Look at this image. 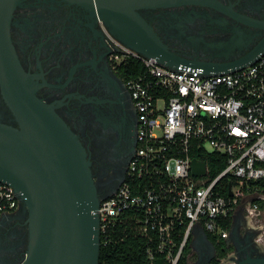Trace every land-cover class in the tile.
Returning <instances> with one entry per match:
<instances>
[{
    "label": "built area",
    "instance_id": "2783aa9c",
    "mask_svg": "<svg viewBox=\"0 0 264 264\" xmlns=\"http://www.w3.org/2000/svg\"><path fill=\"white\" fill-rule=\"evenodd\" d=\"M109 35L115 58L130 70L126 83L138 127L127 177L101 200V236L129 222L149 242L156 240L155 250L169 264H180L197 225L228 238L246 200L245 216L255 240L264 244V51L244 68L206 75L200 68L166 66ZM207 152L227 157L215 176L203 156ZM194 158L206 161L205 174H193ZM20 203L14 187L0 180V218ZM148 254L154 258L152 247Z\"/></svg>",
    "mask_w": 264,
    "mask_h": 264
},
{
    "label": "flooded vegetation",
    "instance_id": "af4514ba",
    "mask_svg": "<svg viewBox=\"0 0 264 264\" xmlns=\"http://www.w3.org/2000/svg\"><path fill=\"white\" fill-rule=\"evenodd\" d=\"M141 12L167 51L189 63L234 61L264 44V0H185ZM109 33L94 8L69 0H25L15 9L11 27L18 60L31 77L29 87L79 140L103 196L127 177L138 127L126 68L114 56ZM0 122L20 128L1 87ZM28 217L20 203L0 218V264L23 262L29 247ZM234 225L243 232L240 240L213 242L214 249L202 243L204 264H238L264 254L242 210L235 214Z\"/></svg>",
    "mask_w": 264,
    "mask_h": 264
},
{
    "label": "water",
    "instance_id": "95a60500",
    "mask_svg": "<svg viewBox=\"0 0 264 264\" xmlns=\"http://www.w3.org/2000/svg\"><path fill=\"white\" fill-rule=\"evenodd\" d=\"M24 1L0 0V87L20 122V128L0 122V180L14 187L28 210L29 247L21 264H99L98 209L108 195L99 193L91 162L79 140L53 107L37 99L29 87L31 77L22 68L11 38L14 11ZM69 1L90 5L113 36L171 68H201L206 75L229 73L244 68L264 51L262 44L234 61L189 63L167 51L141 12L185 0ZM206 164L194 158L193 174H205ZM201 229L202 241L214 249L204 227ZM230 236L235 241L242 238L235 225ZM246 263L264 264V254L250 255L238 264ZM199 264H204L202 259Z\"/></svg>",
    "mask_w": 264,
    "mask_h": 264
},
{
    "label": "trees",
    "instance_id": "16d2710c",
    "mask_svg": "<svg viewBox=\"0 0 264 264\" xmlns=\"http://www.w3.org/2000/svg\"><path fill=\"white\" fill-rule=\"evenodd\" d=\"M130 70L126 69V75ZM207 160L210 174L212 176L221 172L227 163V157L225 154L217 152H207L203 155ZM223 193L227 195V187L229 180L224 179L222 181ZM232 225V216L230 215L224 221V228L229 229ZM183 232V228L179 229ZM210 239L214 243H218L220 240L218 237L208 233ZM180 237H176L177 242L181 240ZM156 240L149 242L147 237L142 236L133 226L129 223H121L117 225L113 230L109 232L108 236H101V250L99 264H169L166 254L157 252ZM190 243L187 245L185 252L181 258L180 264H189L188 254L190 252ZM220 246H224L223 243ZM152 247L154 250V258L151 259L148 254V249ZM225 252H221V256H225Z\"/></svg>",
    "mask_w": 264,
    "mask_h": 264
},
{
    "label": "crops",
    "instance_id": "0c3cea01",
    "mask_svg": "<svg viewBox=\"0 0 264 264\" xmlns=\"http://www.w3.org/2000/svg\"><path fill=\"white\" fill-rule=\"evenodd\" d=\"M243 213V217L246 218L245 213H246V200H243L242 203L239 205L238 210L237 211H241ZM201 227H203L202 225H197L192 233V237H191V243H190V252L188 254V260H189V264H199L202 257L204 256V250L202 247V243H203V234H202V229ZM206 231V230H205ZM240 234L243 236V232L241 230H239ZM206 233L208 234V232L206 231ZM208 237L210 239V236L208 234ZM255 237H256V233H255ZM211 240V239H210ZM223 240H228L229 242H231V236H229L226 239ZM202 241V243H201ZM212 241V240H211ZM262 245H264L262 243ZM230 254H233V252L231 251Z\"/></svg>",
    "mask_w": 264,
    "mask_h": 264
},
{
    "label": "rangeland",
    "instance_id": "374dc122",
    "mask_svg": "<svg viewBox=\"0 0 264 264\" xmlns=\"http://www.w3.org/2000/svg\"><path fill=\"white\" fill-rule=\"evenodd\" d=\"M206 147H207V149H209V150L211 149L208 145H207Z\"/></svg>",
    "mask_w": 264,
    "mask_h": 264
}]
</instances>
